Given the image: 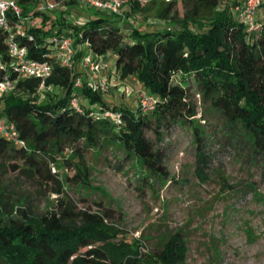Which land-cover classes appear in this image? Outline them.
<instances>
[{"label":"trees","instance_id":"trees-1","mask_svg":"<svg viewBox=\"0 0 264 264\" xmlns=\"http://www.w3.org/2000/svg\"><path fill=\"white\" fill-rule=\"evenodd\" d=\"M17 2L24 16H41L38 25L19 38L20 44L26 46L28 57L48 59L52 73L42 88L40 78H17L5 32L0 29V81L4 76L15 81L14 89L0 99V115L14 124L24 141V146H16L0 136V161L8 157L21 162L11 163V170L56 185L53 191L60 194L62 180L52 163L62 160L72 172L66 173L64 180L89 190L84 152L116 144L122 148L123 158L135 159L143 182L151 178L149 184L153 186L175 179L163 164L162 150L146 131L158 133L195 114L188 100L190 82L221 112L229 128L243 132L252 151L264 159V22L260 23L258 16L257 26L247 30L228 6L216 10L219 0H181L185 13L173 18L172 0L159 13L172 27L142 29L130 26L115 13L92 9L93 16L75 24L65 21L61 14L52 17L41 11L44 0ZM241 3L231 0L230 6L237 9ZM128 4L135 8L137 0ZM201 7L210 9L206 16L196 14ZM66 9L60 13L67 14ZM53 35H70L74 45L86 43L76 51L72 68L55 61L50 41ZM84 49L103 60L112 53L118 76L137 80L154 97L153 108L142 112L137 106L132 110L109 103L93 91L89 80H81L82 73L76 69ZM175 75L180 76V82H174ZM50 87L61 90V94L44 90ZM73 96L80 100L78 107L70 104ZM109 110L119 114L120 123L105 115ZM194 135L195 171L203 178L207 156L196 128ZM58 205V211L42 214L20 205L10 214L0 209V264H181L184 244L178 241V233L168 239L163 250L140 253L133 237L126 233H122L125 238L120 237L118 229L105 223L111 215L109 210H75L63 198Z\"/></svg>","mask_w":264,"mask_h":264},{"label":"rangeland","instance_id":"rangeland-1","mask_svg":"<svg viewBox=\"0 0 264 264\" xmlns=\"http://www.w3.org/2000/svg\"><path fill=\"white\" fill-rule=\"evenodd\" d=\"M169 1L172 0L137 1L135 8L125 4L117 15L130 26L142 29L172 27L159 17ZM174 1L170 15L181 18L186 7L181 0ZM219 1L216 10L228 6L235 15L231 0ZM41 5L45 14L52 17L61 14L65 21L75 24L94 14L91 8L76 4H62L55 10L46 9L43 2ZM64 8H67L65 15L60 13ZM209 11L201 7L196 14L206 16ZM36 17L37 21L41 20L40 15ZM258 21L264 22V0ZM113 60L110 52L104 57L103 61L109 66L103 73L108 76L109 91L99 94L109 103L135 110L140 84L132 77L120 78ZM76 69L82 73L81 80H88L79 62ZM180 81V76L175 75L174 82ZM189 87L188 100L195 114L158 133L146 131L155 146L162 150L163 164L175 179H164L153 186L149 184L151 178L143 182L135 159L123 158L122 148L112 144L84 152L89 190L64 180L65 174L72 172L62 160L52 163L62 180V192L58 194L53 191L56 185L44 184L25 172L11 170V163L21 162L6 157L0 161V209L3 214L14 212L18 205L37 214L58 211V200L63 198L75 210H109L111 215L105 223L118 229L120 237L125 238L122 233L133 237L140 253L163 250L168 239L178 233V241L184 244L181 264H264V159L252 151L243 132L229 128L221 112L201 96L192 82ZM44 90L61 94V90L54 87ZM195 128L207 156L203 178L195 171Z\"/></svg>","mask_w":264,"mask_h":264},{"label":"built area","instance_id":"built-area-1","mask_svg":"<svg viewBox=\"0 0 264 264\" xmlns=\"http://www.w3.org/2000/svg\"><path fill=\"white\" fill-rule=\"evenodd\" d=\"M64 1H72L79 6L94 10L119 14L122 7L131 0H44V7L48 10L56 9ZM144 2L145 0H137ZM263 0H242L241 5L235 9V14L247 30L254 29L257 24L259 8ZM40 10L43 11L42 6ZM38 25L37 17L24 16L17 0H0V29L5 32V43L7 52L12 60L13 69L17 78L37 77L41 82L39 88L43 87L44 80L52 73V64L48 59L37 60L28 57L26 46L21 45L19 38L27 32L28 28ZM29 39H33L32 34H28ZM54 47L55 61L62 66L72 68L75 64V53L78 49L86 46V43L74 45L70 35H53L50 38ZM88 76L90 88L100 94L109 91L108 76L103 74L107 64L101 57H93L91 53L82 54L78 60ZM15 86V81L7 76L0 81V99L10 93ZM75 86H80V80L75 81ZM138 106L142 112H147L153 108L155 99L145 89L140 87L138 94ZM79 98L73 96L70 104L79 106ZM105 115L120 123V116L116 111H105ZM0 136L12 141L16 146H24V141L18 137V132L13 123L0 115Z\"/></svg>","mask_w":264,"mask_h":264},{"label":"crops","instance_id":"crops-1","mask_svg":"<svg viewBox=\"0 0 264 264\" xmlns=\"http://www.w3.org/2000/svg\"><path fill=\"white\" fill-rule=\"evenodd\" d=\"M107 67H109V66H106V68L103 70V73H105L106 72V70H108L109 68H107Z\"/></svg>","mask_w":264,"mask_h":264}]
</instances>
